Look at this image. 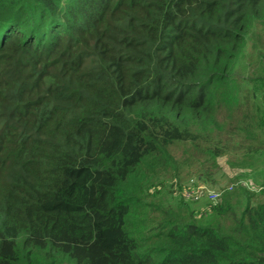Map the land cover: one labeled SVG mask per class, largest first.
<instances>
[{
    "label": "trees",
    "instance_id": "trees-1",
    "mask_svg": "<svg viewBox=\"0 0 264 264\" xmlns=\"http://www.w3.org/2000/svg\"><path fill=\"white\" fill-rule=\"evenodd\" d=\"M263 12L264 0H0V264H264V183L239 240L172 219L150 251L124 185L207 131L214 158L227 126L264 128V112L237 108L235 73Z\"/></svg>",
    "mask_w": 264,
    "mask_h": 264
},
{
    "label": "rangeland",
    "instance_id": "rangeland-1",
    "mask_svg": "<svg viewBox=\"0 0 264 264\" xmlns=\"http://www.w3.org/2000/svg\"><path fill=\"white\" fill-rule=\"evenodd\" d=\"M31 1L1 0V3L15 7ZM235 73L242 82L237 108L247 109L256 120L264 112V12L247 34ZM220 113L223 123L219 125L223 126L226 114L223 110ZM233 121L235 127H240V118ZM183 123L192 127L193 119L184 117ZM250 129L248 133H229L227 126L221 140L230 141V147L223 150L222 156L212 157V147L216 145L207 131L199 144L176 145L144 161L130 176L125 188L140 203L129 220V227L144 250L158 246L153 235L172 219L193 221L233 240L240 239L236 227L243 210L247 205L255 207L263 199L264 128ZM248 134L258 137V142L244 138ZM211 193L219 194L217 201L211 198ZM208 206L220 210L212 211ZM55 264L69 262L59 258Z\"/></svg>",
    "mask_w": 264,
    "mask_h": 264
},
{
    "label": "built area",
    "instance_id": "built-area-1",
    "mask_svg": "<svg viewBox=\"0 0 264 264\" xmlns=\"http://www.w3.org/2000/svg\"><path fill=\"white\" fill-rule=\"evenodd\" d=\"M210 196H211V198H212L214 201H217L218 198H219V194L211 193Z\"/></svg>",
    "mask_w": 264,
    "mask_h": 264
}]
</instances>
